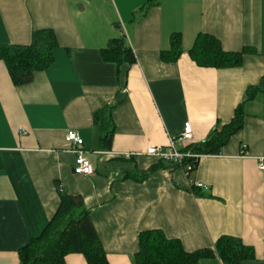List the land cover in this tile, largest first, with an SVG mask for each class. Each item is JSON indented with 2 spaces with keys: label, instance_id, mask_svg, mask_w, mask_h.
Returning <instances> with one entry per match:
<instances>
[{
  "label": "crops",
  "instance_id": "1",
  "mask_svg": "<svg viewBox=\"0 0 264 264\" xmlns=\"http://www.w3.org/2000/svg\"><path fill=\"white\" fill-rule=\"evenodd\" d=\"M44 29L57 37L55 61L31 83L15 85L0 61V264H22L60 192L82 198L108 264H136L148 230L189 253L214 251L199 264H223L222 237L252 250L241 264H264V0H0L1 45H30ZM200 34L243 52L242 65L199 66L190 52ZM175 35L182 52L172 59ZM122 36L132 64L103 55ZM238 109L242 128L190 173L147 154L189 123L193 139L176 143L187 152ZM97 115L113 130L110 149ZM70 131L84 141L91 176L73 171ZM65 264L88 263L70 254Z\"/></svg>",
  "mask_w": 264,
  "mask_h": 264
},
{
  "label": "trees",
  "instance_id": "2",
  "mask_svg": "<svg viewBox=\"0 0 264 264\" xmlns=\"http://www.w3.org/2000/svg\"><path fill=\"white\" fill-rule=\"evenodd\" d=\"M122 36L113 40L103 50L105 57L112 56L119 65L133 63L131 49ZM58 40L50 29L33 34L30 45H1L0 61L4 62L15 85H26L33 81L34 74L48 70L55 61L54 52ZM172 59L182 52L178 35L172 38ZM192 59L201 67L228 69L239 67L243 62V52H226L220 42L208 34H200L190 52ZM109 55V56H107ZM243 116L240 109L230 124L216 130L203 143L192 144L186 151L195 155H217L232 134L242 128ZM102 136L101 146L110 149L113 130L108 129V119L96 116ZM191 163L192 172L198 160H186ZM189 172V173H190ZM57 185V189H58ZM60 189V188H59ZM59 191V190H58ZM60 206L46 229L39 237L20 251L22 264H65L70 254H82L88 264H108L107 255L92 225L89 211L84 208L82 198L60 192ZM215 252L223 264H241L252 259V250L239 240L222 237L215 244ZM214 251L206 249L189 253L178 240L168 239L160 230H148L139 235V252L135 255L136 264H199L203 259L214 256Z\"/></svg>",
  "mask_w": 264,
  "mask_h": 264
},
{
  "label": "built area",
  "instance_id": "3",
  "mask_svg": "<svg viewBox=\"0 0 264 264\" xmlns=\"http://www.w3.org/2000/svg\"><path fill=\"white\" fill-rule=\"evenodd\" d=\"M193 131L189 123L185 124L184 132L177 139H171L170 144L167 147H151L148 149L147 154L151 156H157L161 160L174 164L179 168L189 173L192 170V164H186V160H198L200 155H195L190 152L179 151L176 147V143L182 140H192ZM66 141L71 145L72 151L75 154L74 173L81 176H91L94 172V168L90 161L85 157L84 141L82 137L73 131H70L66 135ZM130 156V155H129ZM260 169H264V166H260ZM201 187L202 185H198Z\"/></svg>",
  "mask_w": 264,
  "mask_h": 264
}]
</instances>
